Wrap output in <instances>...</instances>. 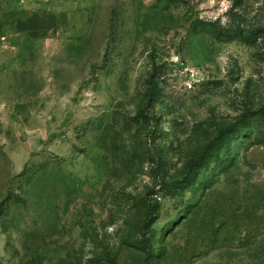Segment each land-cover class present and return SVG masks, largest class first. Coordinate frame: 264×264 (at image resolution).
Masks as SVG:
<instances>
[{
    "label": "rangeland",
    "instance_id": "374dc122",
    "mask_svg": "<svg viewBox=\"0 0 264 264\" xmlns=\"http://www.w3.org/2000/svg\"><path fill=\"white\" fill-rule=\"evenodd\" d=\"M37 2L0 12V264H264L261 115L208 157L264 111V0Z\"/></svg>",
    "mask_w": 264,
    "mask_h": 264
},
{
    "label": "crops",
    "instance_id": "0c3cea01",
    "mask_svg": "<svg viewBox=\"0 0 264 264\" xmlns=\"http://www.w3.org/2000/svg\"><path fill=\"white\" fill-rule=\"evenodd\" d=\"M44 2L48 4L50 0ZM40 5L42 4L37 0H0V12H10L13 15V25L17 32L32 35V31L44 30L53 25V15L48 13L45 6L40 7ZM1 27L0 24V29Z\"/></svg>",
    "mask_w": 264,
    "mask_h": 264
},
{
    "label": "trees",
    "instance_id": "16d2710c",
    "mask_svg": "<svg viewBox=\"0 0 264 264\" xmlns=\"http://www.w3.org/2000/svg\"><path fill=\"white\" fill-rule=\"evenodd\" d=\"M228 38L227 40H224L226 42H229L233 39H236L234 37H229L230 33H226L225 34ZM258 115H261V119L262 121H264V111L261 112V113H257L255 115H253V117H247L243 120V122H239L237 125H232V128H229L227 129V131L223 132V134H221L216 142L214 143V147L211 148L209 154H208V157L209 159H213L214 158V161H217L218 160V156L216 154H219V149H221V144L222 142H226V146H227V150H228V154L226 155V158H222V160H220V165H221V170L225 169V167L227 166V164H229L232 160L231 158V153H230V150H231V145L234 144L238 138L241 137L242 133H241V128H242V125H243V129L245 128H251L253 127V123L251 122L252 120L256 119V117H258ZM245 117V116H244ZM258 119V118H257ZM246 120V121H245ZM245 121V122H244ZM250 121V122H248ZM248 122V124H247Z\"/></svg>",
    "mask_w": 264,
    "mask_h": 264
}]
</instances>
